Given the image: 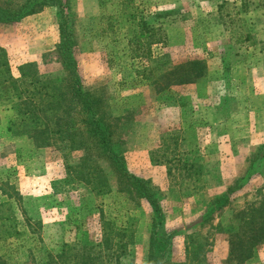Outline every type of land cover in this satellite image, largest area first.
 <instances>
[{"label": "rangeland", "instance_id": "rangeland-1", "mask_svg": "<svg viewBox=\"0 0 264 264\" xmlns=\"http://www.w3.org/2000/svg\"><path fill=\"white\" fill-rule=\"evenodd\" d=\"M70 1L83 86L103 93L109 115L118 120L115 139L128 171L150 181L166 229L177 231L170 260L264 264V234L258 235L264 162L256 160L264 145V0ZM141 20L162 36L150 58L140 52L134 58L135 48L128 45ZM55 21L45 10L17 24H0V51L11 76L18 78L24 64L34 65L40 76H61ZM195 60L206 64L201 79L174 85L163 76ZM144 68L153 71L152 79L144 78ZM8 102L0 95V204L8 202L21 235L0 240V262L74 264L87 247L94 264H116L101 244L102 226L109 222L117 228L132 224L133 243L118 264H146L147 202L121 194L105 161L98 164L110 190L95 194L76 181L67 167L83 155L77 146L38 149L25 136L12 137ZM224 195L221 208H209ZM189 235L199 240L186 252ZM254 236L250 259L232 260L230 241L241 251Z\"/></svg>", "mask_w": 264, "mask_h": 264}, {"label": "trees", "instance_id": "trees-1", "mask_svg": "<svg viewBox=\"0 0 264 264\" xmlns=\"http://www.w3.org/2000/svg\"><path fill=\"white\" fill-rule=\"evenodd\" d=\"M50 10L56 19L58 43L56 45L57 62L61 76H40L32 64L18 68L19 77L10 74L5 53L0 51V95L12 104V120L7 132L12 137H27L34 146L54 148L58 151L73 150L74 146L83 152L79 163L67 167L76 181L91 188L95 194L110 190L106 174L98 164L105 161L112 170L117 183V190L132 201H145L151 209L150 235L146 264H174L171 260L174 236L177 231L166 229V219L160 205V198L151 186L150 181L131 174L125 162V152L121 143L115 139L114 122L108 112V106L102 92H92L83 86L81 73L76 57V14L72 11L70 0H24L14 5L9 0H0V24L13 25L24 19ZM136 36L128 45L133 46L134 58L151 57V46L161 43L162 36H156L158 28H151L142 20L137 24ZM163 65H160L162 67ZM160 67L158 69H160ZM144 78L152 79L153 71L145 70ZM206 71L203 61H188L177 65L164 74L174 85L189 84L201 79ZM145 72H148L145 74ZM12 102V103H10ZM260 157L264 162V145ZM252 168V166H251ZM251 168L249 175L253 173ZM257 173V172H256ZM239 188V187H237ZM236 189V188H235ZM235 189L230 190L231 192ZM227 195L217 198L209 208H221ZM213 210L210 209L209 215ZM8 202L0 204V240L17 238L21 235L19 221L14 216ZM102 218V217H101ZM209 219V217L207 218ZM131 223L128 227L117 228L106 222L103 226L102 246L110 251V257L116 264L120 256L129 251L133 243ZM264 234V221L260 224L259 237ZM254 237L246 245V250L237 251L238 244L230 241V258L244 263L250 259L251 248L258 239ZM199 240L189 235L184 246L186 252ZM243 247V245H242ZM92 248L84 247L74 264H94L89 256ZM196 255V253H195ZM0 264H2L0 262Z\"/></svg>", "mask_w": 264, "mask_h": 264}, {"label": "crops", "instance_id": "crops-1", "mask_svg": "<svg viewBox=\"0 0 264 264\" xmlns=\"http://www.w3.org/2000/svg\"><path fill=\"white\" fill-rule=\"evenodd\" d=\"M262 140L264 141V138H262ZM264 143V142H263Z\"/></svg>", "mask_w": 264, "mask_h": 264}]
</instances>
